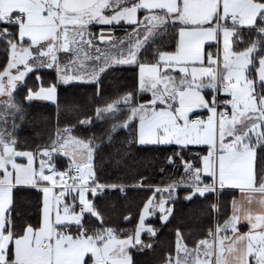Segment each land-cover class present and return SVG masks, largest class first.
<instances>
[{
    "label": "snow or ice",
    "instance_id": "snow-or-ice-1",
    "mask_svg": "<svg viewBox=\"0 0 264 264\" xmlns=\"http://www.w3.org/2000/svg\"><path fill=\"white\" fill-rule=\"evenodd\" d=\"M0 264H264V0H0Z\"/></svg>",
    "mask_w": 264,
    "mask_h": 264
},
{
    "label": "trees",
    "instance_id": "trees-1",
    "mask_svg": "<svg viewBox=\"0 0 264 264\" xmlns=\"http://www.w3.org/2000/svg\"><path fill=\"white\" fill-rule=\"evenodd\" d=\"M46 111H52L54 112V108L51 109H46ZM26 133H22V135H25ZM153 179L156 182H160V176H155ZM143 194H132V201L133 202H138L140 196ZM179 195L183 197L185 193L183 191L179 192ZM190 207H194L193 205L181 202L176 205V219L172 221L170 225L166 228H161L160 235H159V240L162 242L158 247H157V252L154 257H137L138 260H141L142 262L150 259H158L159 256L161 255V250L164 247H167L169 244L174 242V233L172 229L177 225V223L181 220L188 221V216H187V210ZM133 211H135V207L133 205ZM150 222L153 223L154 226L160 228V222L156 217L150 218ZM130 227V226H129ZM184 227H192L190 223H186ZM145 239H147V236L145 235Z\"/></svg>",
    "mask_w": 264,
    "mask_h": 264
}]
</instances>
